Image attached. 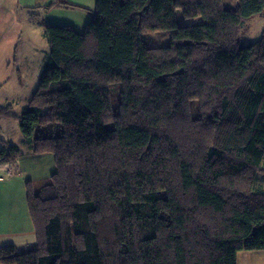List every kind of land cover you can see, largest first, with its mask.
<instances>
[{"label": "trees", "instance_id": "16d2710c", "mask_svg": "<svg viewBox=\"0 0 264 264\" xmlns=\"http://www.w3.org/2000/svg\"><path fill=\"white\" fill-rule=\"evenodd\" d=\"M226 1L96 0L82 32L30 11L50 51L24 112L0 116L54 172L26 188L35 243L0 246V264H236L264 250V36L239 38L264 0ZM177 11L202 21L179 26ZM159 30L168 43L145 46ZM17 156L7 144L0 164Z\"/></svg>", "mask_w": 264, "mask_h": 264}, {"label": "rangeland", "instance_id": "374dc122", "mask_svg": "<svg viewBox=\"0 0 264 264\" xmlns=\"http://www.w3.org/2000/svg\"><path fill=\"white\" fill-rule=\"evenodd\" d=\"M226 2L229 3L230 0ZM62 3L72 5L62 13H56L55 10H51L50 14L44 13L45 15L42 14L41 19L37 21H44L42 23L46 24L47 22L45 21L47 20H44L45 16V19L52 18L51 20L53 21L61 22L57 18L60 14L66 17L67 21H71L73 25L80 27V24H83L87 18L89 19V9L94 8V6L91 8L89 0H67L62 1ZM231 5H234V1L232 0ZM51 6L53 5L51 4ZM26 10V15L24 16L21 13L17 14L23 26L16 32V41L6 45L7 55L5 57L4 69L0 73V82L3 80L5 82L0 84V106L5 107L9 105L8 112L18 117L24 112L29 103L31 93L39 82L43 61L50 51L47 40L43 36V28L35 22L30 23L27 21V16L33 9L27 8ZM176 21L179 26H183L201 22L202 19L200 17L186 19L181 16L180 11H177ZM170 36V31H150L142 34L141 40L145 46L160 47V45L168 43ZM260 36H264V13L254 16L240 27L239 38L244 43L255 42ZM7 144H12L18 148L17 161L14 164L13 171L11 170L13 174L11 173L12 176L10 175L9 177H12L16 188L17 207H19V227L21 228L23 225L24 228H27L30 226L29 222L31 223V219H29V215L28 219L30 221L25 219L27 211L25 207L26 188L28 184H31L35 190L40 185L49 181L50 175L54 172L53 158L49 153L42 155L34 154V157H31L29 154L30 147L23 141L18 119L14 116H0V149L4 148ZM256 183L260 187L264 186V178L258 177ZM34 241L32 240L30 243L24 245L20 250L33 245Z\"/></svg>", "mask_w": 264, "mask_h": 264}, {"label": "crops", "instance_id": "0c3cea01", "mask_svg": "<svg viewBox=\"0 0 264 264\" xmlns=\"http://www.w3.org/2000/svg\"><path fill=\"white\" fill-rule=\"evenodd\" d=\"M62 1L67 0H0V73L4 69L5 57L7 55L6 45L16 41V32L23 26V23L20 22L17 14L21 13L23 16L26 15L27 8H33V11L38 15L39 19H41L42 14L44 13L50 14L51 10H55L56 13H62L63 11L69 9V6L60 5ZM89 1L92 8V6L95 5L96 0ZM27 17V21L31 23L32 21L30 20L29 16ZM57 18L61 22L53 21L51 20L52 18L45 19L44 16V20H47L45 21L47 22L46 24L69 25L78 32L84 30L88 20L87 18L83 24H80V27H77L76 25H73L71 21H67L65 19L66 17L61 16L60 14L57 16ZM2 82H4V80L1 81L0 84ZM29 154L31 157H34L32 155L31 149ZM14 164L11 166L9 163H2L0 164V168H10L11 166V170L13 171ZM16 198V188L12 181V177H5L3 172L0 170V246L15 244L16 247L20 249L24 247V245L30 243L32 240L34 241L35 233L32 222H29L30 226L27 228H24L23 225L21 228L19 227V207H17ZM28 215L27 209L25 219L30 221L28 219ZM236 257V264H264V250H253V252L241 251L236 255Z\"/></svg>", "mask_w": 264, "mask_h": 264}, {"label": "built area", "instance_id": "2783aa9c", "mask_svg": "<svg viewBox=\"0 0 264 264\" xmlns=\"http://www.w3.org/2000/svg\"><path fill=\"white\" fill-rule=\"evenodd\" d=\"M0 170L3 172L4 176L6 177H9L11 175V168H4V167H1Z\"/></svg>", "mask_w": 264, "mask_h": 264}]
</instances>
